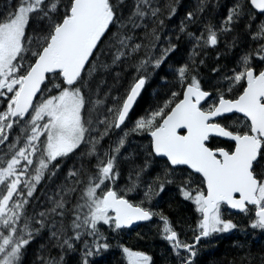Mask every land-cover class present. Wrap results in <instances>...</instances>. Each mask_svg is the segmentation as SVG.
<instances>
[{
	"label": "snow or ice",
	"instance_id": "snow-or-ice-1",
	"mask_svg": "<svg viewBox=\"0 0 264 264\" xmlns=\"http://www.w3.org/2000/svg\"><path fill=\"white\" fill-rule=\"evenodd\" d=\"M238 234L211 264H264V0H0V264Z\"/></svg>",
	"mask_w": 264,
	"mask_h": 264
},
{
	"label": "trees",
	"instance_id": "trees-1",
	"mask_svg": "<svg viewBox=\"0 0 264 264\" xmlns=\"http://www.w3.org/2000/svg\"><path fill=\"white\" fill-rule=\"evenodd\" d=\"M243 240L244 237L241 235L233 236L230 240H221L217 242L214 248L206 249L201 254V259L204 261V264H211L213 260L222 259L226 253L229 255L234 254V250L232 249V241L233 240ZM129 243L135 244V239L129 240ZM143 243V242H142ZM151 245L150 250L153 252L154 257L156 259L157 264H163V259L161 256V252L163 251V242L158 239H153L148 242ZM252 247L254 251H259L260 246L264 243V240L259 238L251 241Z\"/></svg>",
	"mask_w": 264,
	"mask_h": 264
}]
</instances>
